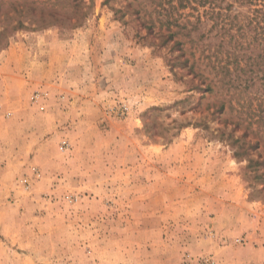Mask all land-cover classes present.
I'll return each mask as SVG.
<instances>
[{
  "label": "rangeland",
  "instance_id": "374dc122",
  "mask_svg": "<svg viewBox=\"0 0 264 264\" xmlns=\"http://www.w3.org/2000/svg\"><path fill=\"white\" fill-rule=\"evenodd\" d=\"M165 2L0 0V264H264V54Z\"/></svg>",
  "mask_w": 264,
  "mask_h": 264
},
{
  "label": "trees",
  "instance_id": "16d2710c",
  "mask_svg": "<svg viewBox=\"0 0 264 264\" xmlns=\"http://www.w3.org/2000/svg\"><path fill=\"white\" fill-rule=\"evenodd\" d=\"M173 1H176L177 5L166 9V4L171 6ZM161 6L166 11L165 19L168 29L173 26L185 28L188 23L200 24L205 20L221 24L225 29L228 24L234 23L237 30L241 32L239 36L244 35V32L246 34L247 28L254 32L253 39L256 41L255 48L259 52L258 56L264 54V0H166ZM181 7L196 11V15L185 14V16L195 17V21L186 20L187 23H179L178 20L182 14L178 15V9ZM242 8H247V11L243 12ZM172 34L174 33L170 36Z\"/></svg>",
  "mask_w": 264,
  "mask_h": 264
},
{
  "label": "crops",
  "instance_id": "0c3cea01",
  "mask_svg": "<svg viewBox=\"0 0 264 264\" xmlns=\"http://www.w3.org/2000/svg\"><path fill=\"white\" fill-rule=\"evenodd\" d=\"M14 49V46H10L9 50H8V53L10 54Z\"/></svg>",
  "mask_w": 264,
  "mask_h": 264
}]
</instances>
